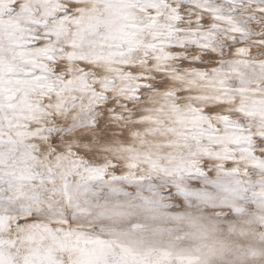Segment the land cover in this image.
<instances>
[{"label": "snow or ice", "instance_id": "6c2138e0", "mask_svg": "<svg viewBox=\"0 0 264 264\" xmlns=\"http://www.w3.org/2000/svg\"><path fill=\"white\" fill-rule=\"evenodd\" d=\"M0 264H264V0H0Z\"/></svg>", "mask_w": 264, "mask_h": 264}]
</instances>
